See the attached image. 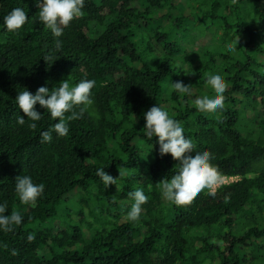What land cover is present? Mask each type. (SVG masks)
<instances>
[{
	"label": "trees",
	"instance_id": "1",
	"mask_svg": "<svg viewBox=\"0 0 264 264\" xmlns=\"http://www.w3.org/2000/svg\"><path fill=\"white\" fill-rule=\"evenodd\" d=\"M14 8L28 20L9 32ZM82 11L55 37L36 0H0V203L23 217L0 231V264H264V0H85ZM215 73L224 107L200 112L194 101L214 94ZM82 79L95 81L94 103L67 136L41 142L58 121L39 104L36 129L26 116L18 124L19 92ZM180 81L191 95L176 93ZM159 105L221 177L238 179L185 205L164 199L160 182L182 161L144 133V114ZM21 176L45 186L35 205L20 202ZM138 188L148 201L130 221Z\"/></svg>",
	"mask_w": 264,
	"mask_h": 264
},
{
	"label": "clouds",
	"instance_id": "2",
	"mask_svg": "<svg viewBox=\"0 0 264 264\" xmlns=\"http://www.w3.org/2000/svg\"><path fill=\"white\" fill-rule=\"evenodd\" d=\"M39 7V20L49 29L55 37H60L70 23L83 15L85 0H36ZM28 20L27 13L22 8H14L4 18V26L9 32H18ZM60 47V41H56ZM50 57L45 58L47 61ZM214 94L197 97L195 107L200 112H215L224 107V93L226 83L219 73L210 74L207 80ZM94 80L82 79L75 86H70L67 80L61 82L59 87L50 90L40 87L35 94L25 90L19 92L15 101L25 115H20L18 124H25V116L31 121L28 127L37 128V123L42 115L37 111L36 105L47 110L50 116L58 121L49 130L41 132V142H51L53 133L58 137L69 134V122L82 118L83 114L93 105L92 92ZM173 88L178 94H192V86L185 85L182 81L173 83ZM79 107V113L74 108ZM71 113L70 115H68ZM94 114V113H93ZM146 125L144 133L151 140L158 137L159 152L161 156L171 154L174 159L182 161L178 171L171 179L160 182L161 193L164 199L177 206L185 205L193 200L202 190L207 189L211 196L216 195V188L222 183L218 170L211 164L212 154L207 151H195V146L190 138L185 136L183 125L174 120L168 111L161 105L153 106L144 114ZM194 152V154H193ZM105 168H98L96 175L106 187L115 184L117 179L109 175ZM124 173L120 171V177ZM21 204L35 205L38 198L45 191L43 184H35L30 176H21L15 184ZM134 203L127 213L130 221H137L142 213V206L147 203L148 196L143 189H136L130 194ZM7 206L0 203V231H11L13 225H19L23 217L18 212L5 215ZM29 240L33 237L29 236Z\"/></svg>",
	"mask_w": 264,
	"mask_h": 264
},
{
	"label": "rangeland",
	"instance_id": "3",
	"mask_svg": "<svg viewBox=\"0 0 264 264\" xmlns=\"http://www.w3.org/2000/svg\"><path fill=\"white\" fill-rule=\"evenodd\" d=\"M203 38H204V40L205 39L207 40V37H203ZM263 166H264V160L261 163L258 164V169L261 168V167H263ZM236 179H238V177H222V183H229V182L234 181ZM85 208H86L85 209V213L87 214V216L90 217V218H92V220H94V222H96V225H101L102 222L101 223H98L96 221V218L93 219L92 214L90 212V209L87 208V207H85Z\"/></svg>",
	"mask_w": 264,
	"mask_h": 264
},
{
	"label": "built area",
	"instance_id": "4",
	"mask_svg": "<svg viewBox=\"0 0 264 264\" xmlns=\"http://www.w3.org/2000/svg\"><path fill=\"white\" fill-rule=\"evenodd\" d=\"M223 177H226V176H223ZM221 184H223V183H221ZM221 184H220V185H221ZM220 185H219V186H220ZM219 186H218V187H219ZM218 187H217V188H218ZM217 188H216V189H217Z\"/></svg>",
	"mask_w": 264,
	"mask_h": 264
}]
</instances>
